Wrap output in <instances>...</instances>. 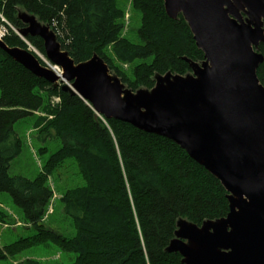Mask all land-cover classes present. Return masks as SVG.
I'll list each match as a JSON object with an SVG mask.
<instances>
[{"label": "trees", "instance_id": "trees-1", "mask_svg": "<svg viewBox=\"0 0 264 264\" xmlns=\"http://www.w3.org/2000/svg\"><path fill=\"white\" fill-rule=\"evenodd\" d=\"M134 6L142 14L138 43L119 38L122 12L114 0H0V23L10 31L3 40L10 47L28 49L11 27L23 28L18 13L27 11L54 30L77 63L104 55L109 45L123 62L143 60L130 79L134 88L151 89L156 74H185L190 65L184 57L195 62L205 59L185 18H170L164 0H134ZM27 39L46 55L43 39ZM259 51L264 55V43ZM118 73L122 82H129L124 72ZM257 74L264 85V61ZM51 96L61 98V110L39 127L36 137L43 144L58 139L61 149L35 178L10 175L11 162L24 145L15 124L36 111L49 110ZM67 157L78 161L85 180L61 199L62 212L73 221L74 237L44 222L54 196L49 176ZM0 192L10 194L35 231L0 246V260L32 246L55 244L76 255L74 264H184L179 253L166 250L178 221L202 225L230 210L221 182L176 142L98 115L79 95L55 88L1 48ZM21 264L43 263L28 259Z\"/></svg>", "mask_w": 264, "mask_h": 264}, {"label": "water", "instance_id": "water-1", "mask_svg": "<svg viewBox=\"0 0 264 264\" xmlns=\"http://www.w3.org/2000/svg\"><path fill=\"white\" fill-rule=\"evenodd\" d=\"M164 6L170 18H185L205 59L184 57L192 73L156 74L151 89L126 88L98 54L77 63L54 30L27 11L18 13L25 24L18 32L43 39L50 62L3 38L0 48L98 115L173 140L221 182L228 214L202 225L180 219L167 252L179 253L184 264H264V85L257 74L264 0H164Z\"/></svg>", "mask_w": 264, "mask_h": 264}, {"label": "rangeland", "instance_id": "rangeland-1", "mask_svg": "<svg viewBox=\"0 0 264 264\" xmlns=\"http://www.w3.org/2000/svg\"><path fill=\"white\" fill-rule=\"evenodd\" d=\"M115 5L122 12V18L118 22L122 23L120 39H128L132 43H138L140 38L138 28L141 25L142 14L134 6V0H114ZM16 34H19L17 28L11 26ZM10 33L8 27L0 23V38ZM21 37V36H20ZM28 49L35 52L39 58L50 62L46 55L41 53L27 38H24ZM29 42H27V41ZM108 65L111 74L122 77L118 72H124L128 76L129 82H123L126 88L137 91L145 87L131 86V80H134V68L144 62L135 60L134 62H123L118 59L109 45L104 50V55H99ZM42 60V59H41ZM204 61V60H203ZM203 61L199 62L202 63ZM53 65V64H52ZM190 65V64H189ZM192 73L191 67L185 74ZM175 74V73H174ZM156 82V81H154ZM60 85L64 84L60 80ZM56 105V106H55ZM62 101L58 96H51L47 100L46 108L36 111L32 116L19 120L15 124V130L23 141V151L16 157L10 165L9 173L12 176L22 175L28 178H35L42 172L47 161L58 152L62 143L58 139L49 140L43 144L36 136L39 127L49 120L56 117V112L61 110ZM85 180L80 172V165L74 157H67L57 164L55 171L49 176V184L54 191V196L47 209L44 222L60 231L66 237H74L76 231L73 221L62 212V196L69 190L84 185ZM35 231L31 225L24 220L22 210L13 202L7 192H0V246L12 244L15 241L32 236ZM28 259L37 260L43 264H74L76 255L73 252L62 251L55 244H43L29 247L15 256H8L0 260V264H21Z\"/></svg>", "mask_w": 264, "mask_h": 264}, {"label": "bare ground", "instance_id": "bare-ground-1", "mask_svg": "<svg viewBox=\"0 0 264 264\" xmlns=\"http://www.w3.org/2000/svg\"><path fill=\"white\" fill-rule=\"evenodd\" d=\"M27 41V40H26ZM28 42V41H27ZM29 43V42H28ZM52 66V65H51ZM52 68L59 74H62V69L58 66H52ZM56 106V105H55Z\"/></svg>", "mask_w": 264, "mask_h": 264}, {"label": "built area", "instance_id": "built-area-1", "mask_svg": "<svg viewBox=\"0 0 264 264\" xmlns=\"http://www.w3.org/2000/svg\"><path fill=\"white\" fill-rule=\"evenodd\" d=\"M60 99V98H59Z\"/></svg>", "mask_w": 264, "mask_h": 264}]
</instances>
